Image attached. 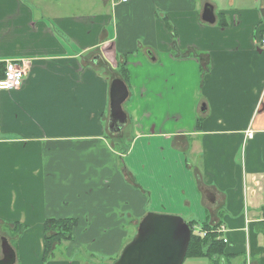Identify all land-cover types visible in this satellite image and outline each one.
Instances as JSON below:
<instances>
[{"label": "crops", "instance_id": "1", "mask_svg": "<svg viewBox=\"0 0 264 264\" xmlns=\"http://www.w3.org/2000/svg\"><path fill=\"white\" fill-rule=\"evenodd\" d=\"M263 36L264 0H0V78L5 61L25 69L0 90L14 263L112 264L152 211L221 224L232 264H264ZM122 62L126 142L107 130ZM61 217L73 238L42 261V222Z\"/></svg>", "mask_w": 264, "mask_h": 264}, {"label": "water", "instance_id": "2", "mask_svg": "<svg viewBox=\"0 0 264 264\" xmlns=\"http://www.w3.org/2000/svg\"><path fill=\"white\" fill-rule=\"evenodd\" d=\"M203 22L215 20L212 5L205 3L202 8ZM127 85L122 78L114 77L109 84L107 130L117 133L127 123L123 102L128 97ZM210 202L213 195L204 191ZM132 238L124 244L112 264H182L188 249L191 230L186 220L175 214L152 211L140 218ZM0 264H15V251L7 238L0 236Z\"/></svg>", "mask_w": 264, "mask_h": 264}, {"label": "trees", "instance_id": "3", "mask_svg": "<svg viewBox=\"0 0 264 264\" xmlns=\"http://www.w3.org/2000/svg\"><path fill=\"white\" fill-rule=\"evenodd\" d=\"M170 27V26H169ZM125 62L119 65L120 78L124 82H128V72L126 71ZM262 219H260V226L256 227L257 231L262 233V248L264 253V205L261 207ZM77 219L72 217H61V218H48L42 222L43 225V255L42 261L48 260L52 256V247L56 244H60L64 241L72 240L71 235L74 227L77 225ZM190 228L194 224L191 221H187ZM218 224H209L203 222L199 224L200 229L206 230L205 235L194 233L191 230L190 241L188 242V249L185 258L191 257H206L208 264H232L231 258L235 254L226 253V243L221 241L220 237L215 231H212ZM17 230L21 231L22 226L16 225ZM19 228V229H18Z\"/></svg>", "mask_w": 264, "mask_h": 264}, {"label": "built area", "instance_id": "4", "mask_svg": "<svg viewBox=\"0 0 264 264\" xmlns=\"http://www.w3.org/2000/svg\"><path fill=\"white\" fill-rule=\"evenodd\" d=\"M121 2H126L127 0H120ZM261 44L264 45V36L260 40ZM23 64L15 61L8 60L5 61V67L2 77L0 78V90L1 91H9L16 88L21 87L23 83V79L25 77V69L23 68ZM252 133L248 132V136H251ZM190 230H193L194 233L205 235L206 230L200 229L199 225H193ZM212 231H215L218 234V238L220 237L221 241L224 243H228L227 237L224 236L225 228L223 225L218 224Z\"/></svg>", "mask_w": 264, "mask_h": 264}, {"label": "rangeland", "instance_id": "5", "mask_svg": "<svg viewBox=\"0 0 264 264\" xmlns=\"http://www.w3.org/2000/svg\"><path fill=\"white\" fill-rule=\"evenodd\" d=\"M126 127H128L127 124L125 125V127H123V129H124L123 134L121 133V138L123 137L125 142L129 139V135L127 134L128 132L125 129ZM124 141L122 139L119 141L120 143L117 144L118 149L120 148V150H122L127 146L126 144H124ZM261 213H262V211H260V213H259L260 217H261L260 219H262ZM179 216L182 217L181 215H179ZM182 218L186 221L188 220L186 217H182ZM259 223H261L260 220L257 222V224H255V225H257L256 227L260 226ZM260 239L261 238L259 236H258V238L255 239L257 244L261 243ZM182 264H208V259L206 257H191V256H189L182 262Z\"/></svg>", "mask_w": 264, "mask_h": 264}]
</instances>
